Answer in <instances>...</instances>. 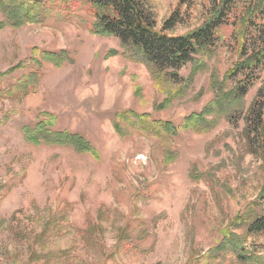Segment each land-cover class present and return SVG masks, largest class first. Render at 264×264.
<instances>
[{
	"label": "rangeland",
	"instance_id": "rangeland-1",
	"mask_svg": "<svg viewBox=\"0 0 264 264\" xmlns=\"http://www.w3.org/2000/svg\"><path fill=\"white\" fill-rule=\"evenodd\" d=\"M142 2L159 30L179 0ZM213 5L179 7L180 22L165 34L196 29ZM84 9L60 3L43 25L0 31V264H239L229 248L218 250L226 237L264 257V234L237 222L264 188V147L246 139L243 121L257 93L264 101V69L243 111L207 114V130L185 127L216 99L211 76L222 81L238 61L233 28L221 29L222 46L191 82L190 65L176 73L187 81L184 92L185 85L157 86L118 40L90 35ZM59 51L73 62H32ZM36 70L28 90L6 96ZM169 90L183 94L168 102ZM137 116L171 123L176 135L144 134ZM49 117L52 130L82 136L97 157L26 142L23 128Z\"/></svg>",
	"mask_w": 264,
	"mask_h": 264
},
{
	"label": "trees",
	"instance_id": "trees-1",
	"mask_svg": "<svg viewBox=\"0 0 264 264\" xmlns=\"http://www.w3.org/2000/svg\"><path fill=\"white\" fill-rule=\"evenodd\" d=\"M81 3L91 21L87 29L92 36L110 37L118 40L122 54L133 63L144 65L157 86L166 84L185 85L187 81H176L177 72L190 65L189 81L205 68L204 61L211 59L224 41L221 29L231 26V40L238 44V61L225 73L222 81L211 76V87L216 91L214 101L207 105L200 114L184 120V126L200 130L209 128L205 120L207 114L228 113L239 109L243 111V100L258 80L259 71L264 69V0H213L214 5L204 22L184 35L169 36L165 31L180 22L178 8L189 7L192 0H179L177 9L164 21L159 30L153 15L142 0H0V31L5 28L18 29L25 25H43L51 10L58 4ZM68 19L73 13H61ZM111 52L110 55H115ZM39 68L41 62L60 68L71 64L73 60L66 51L41 52L34 55L32 62ZM18 67L7 72H12ZM39 78V71L32 72L17 80L6 96L17 90H28L30 84ZM238 80L234 87L225 91L227 81ZM183 91H168L166 99L173 101ZM257 93L245 112L244 135L248 141L264 147V101ZM234 106V107H233ZM242 114V113H240ZM123 118V116L121 117ZM140 129L144 124V134L158 138L166 135L174 137L176 128L171 123L146 120V116H137ZM53 118L38 123L35 127L23 128L24 140L32 145H50L70 148L78 154L97 157L95 149L80 135L65 131L52 130ZM183 127V125H182ZM255 207H260L255 211ZM237 222L245 225L248 234H264V188L258 201L247 207ZM230 249L239 264H264V257L250 254L240 241L223 239L218 247Z\"/></svg>",
	"mask_w": 264,
	"mask_h": 264
}]
</instances>
